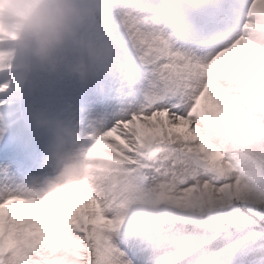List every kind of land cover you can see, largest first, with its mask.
<instances>
[{"label":"snow or ice","instance_id":"snow-or-ice-1","mask_svg":"<svg viewBox=\"0 0 264 264\" xmlns=\"http://www.w3.org/2000/svg\"><path fill=\"white\" fill-rule=\"evenodd\" d=\"M92 6L127 88L85 158L126 167L27 191L0 169V264H264V0ZM22 86L0 74V136ZM129 175L137 196L113 214L101 192Z\"/></svg>","mask_w":264,"mask_h":264},{"label":"clouds","instance_id":"clouds-1","mask_svg":"<svg viewBox=\"0 0 264 264\" xmlns=\"http://www.w3.org/2000/svg\"><path fill=\"white\" fill-rule=\"evenodd\" d=\"M93 16L92 0H0V36L4 37L0 42V55L4 57L0 74L19 77L23 84L26 75L33 72L67 76L84 86L94 83L101 71L107 72L119 50L114 42L100 41L89 34ZM17 99L23 100L21 92ZM27 115L34 132L47 138L48 171L16 180L22 191L51 189L82 175L89 163L125 169L123 164L86 160L88 141L80 126L48 109L33 107ZM95 183L101 186V181ZM138 191L135 177L129 175L101 195L115 201L111 211L118 215L124 211L120 205L133 201Z\"/></svg>","mask_w":264,"mask_h":264},{"label":"rangeland","instance_id":"rangeland-1","mask_svg":"<svg viewBox=\"0 0 264 264\" xmlns=\"http://www.w3.org/2000/svg\"><path fill=\"white\" fill-rule=\"evenodd\" d=\"M115 59L119 60V54ZM126 88V82L108 71H101L88 86L67 76L27 74L21 89L23 100L12 106L15 118L0 136V169H8V175L15 181L48 171L45 167L48 141L34 132L27 115L31 108L48 109L88 130L93 121L112 119Z\"/></svg>","mask_w":264,"mask_h":264}]
</instances>
